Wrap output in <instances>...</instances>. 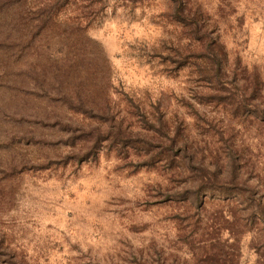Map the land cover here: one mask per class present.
<instances>
[{"label": "rangeland", "instance_id": "obj_1", "mask_svg": "<svg viewBox=\"0 0 264 264\" xmlns=\"http://www.w3.org/2000/svg\"><path fill=\"white\" fill-rule=\"evenodd\" d=\"M188 1L205 14L199 38L171 0H86L61 16L88 7L116 120L134 135L64 162L66 133L40 126L30 159L46 168L0 163V264H207L214 237L238 264H264V223L248 209L264 208V0ZM86 59L75 79L93 75Z\"/></svg>", "mask_w": 264, "mask_h": 264}, {"label": "trees", "instance_id": "obj_2", "mask_svg": "<svg viewBox=\"0 0 264 264\" xmlns=\"http://www.w3.org/2000/svg\"><path fill=\"white\" fill-rule=\"evenodd\" d=\"M84 1L0 0V147L1 151L7 149L9 155V159H4L1 154L0 163L13 172L46 168L34 165L35 160L30 159L33 145L43 142L38 133L40 126L57 128L59 133L67 134L63 142L72 151L60 159L64 162L84 161L96 154L103 143L125 148L134 135L122 131L116 120L109 92L107 56L87 35L91 26L86 15L88 7L78 9L79 15L62 21L61 16L70 6L78 7ZM171 1L174 5L171 16L184 28H190L191 36L199 38L205 29L201 23L205 14L200 10L193 12L188 0ZM93 45L94 58H91L88 54L92 53ZM206 49L218 74L221 73L224 58H220L226 55L225 47L214 39ZM84 59L95 64L93 75L89 79H75L85 66ZM100 75L105 76L107 83L97 88L95 79ZM37 98H42L40 103H36ZM44 100L46 104L41 105ZM80 115L87 123L77 120ZM139 141L150 145L144 139ZM248 209L252 212L251 224L264 223L261 202L249 203ZM243 226L234 236L237 239L247 231V225ZM213 240L205 252L207 264H238L234 253L226 251L225 243L216 237ZM229 247L238 251L237 244Z\"/></svg>", "mask_w": 264, "mask_h": 264}]
</instances>
